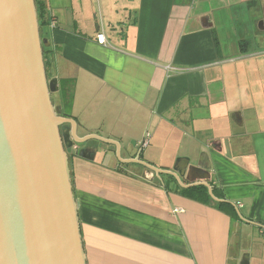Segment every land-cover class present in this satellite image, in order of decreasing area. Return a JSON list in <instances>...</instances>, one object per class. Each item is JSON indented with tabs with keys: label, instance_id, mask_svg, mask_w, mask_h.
Segmentation results:
<instances>
[{
	"label": "crops",
	"instance_id": "obj_1",
	"mask_svg": "<svg viewBox=\"0 0 264 264\" xmlns=\"http://www.w3.org/2000/svg\"><path fill=\"white\" fill-rule=\"evenodd\" d=\"M43 1L85 264H264V0Z\"/></svg>",
	"mask_w": 264,
	"mask_h": 264
},
{
	"label": "water",
	"instance_id": "obj_2",
	"mask_svg": "<svg viewBox=\"0 0 264 264\" xmlns=\"http://www.w3.org/2000/svg\"><path fill=\"white\" fill-rule=\"evenodd\" d=\"M43 46L35 0H0V264H85L66 151L73 142L112 143L119 161L157 175L136 159L140 148L121 159L118 142L75 134L74 120L53 104L56 79L48 78ZM66 123L71 134L61 131ZM181 184H205L218 200L207 183Z\"/></svg>",
	"mask_w": 264,
	"mask_h": 264
},
{
	"label": "trees",
	"instance_id": "obj_3",
	"mask_svg": "<svg viewBox=\"0 0 264 264\" xmlns=\"http://www.w3.org/2000/svg\"><path fill=\"white\" fill-rule=\"evenodd\" d=\"M35 5H36V10H37V17H38V23H39V28L43 26L46 20V6L43 0H35ZM47 51V47L43 46V57L45 58V53ZM45 66L47 67V62L44 59ZM61 129H66L68 128L67 124H63L60 126ZM181 194H186L192 197H196L205 201H209L210 197L207 193V189L203 185H194L188 188H180L179 189ZM213 194L215 196L219 197V192L215 188L212 189Z\"/></svg>",
	"mask_w": 264,
	"mask_h": 264
},
{
	"label": "rangeland",
	"instance_id": "obj_4",
	"mask_svg": "<svg viewBox=\"0 0 264 264\" xmlns=\"http://www.w3.org/2000/svg\"><path fill=\"white\" fill-rule=\"evenodd\" d=\"M40 34H41V37H45V30H44V27L43 26L40 27ZM52 101H53V104H55L56 99H55L54 96L52 97ZM92 143H95V146H99L100 145V141L99 140H93ZM246 235L247 236H249V235L250 236H253L254 238L257 237V236H259L257 233L251 232V230H249ZM259 238H261V235H260Z\"/></svg>",
	"mask_w": 264,
	"mask_h": 264
},
{
	"label": "built area",
	"instance_id": "obj_5",
	"mask_svg": "<svg viewBox=\"0 0 264 264\" xmlns=\"http://www.w3.org/2000/svg\"><path fill=\"white\" fill-rule=\"evenodd\" d=\"M46 17L49 18V24H50L51 26H53V25H54V21H53L52 19H50V16H49V14H47V11H46ZM99 37H100V41L102 42L104 38L102 37L101 34L99 35ZM147 142H148V140H147V137H146V138L141 142V146H142V147L146 146ZM71 146H72L73 148H76V147H77L76 144H72ZM263 234H264V231H263Z\"/></svg>",
	"mask_w": 264,
	"mask_h": 264
},
{
	"label": "flooded vegetation",
	"instance_id": "obj_6",
	"mask_svg": "<svg viewBox=\"0 0 264 264\" xmlns=\"http://www.w3.org/2000/svg\"><path fill=\"white\" fill-rule=\"evenodd\" d=\"M62 130H65V129H61V131ZM92 146H93L92 141H86V143H84V145L82 147H88V149H90V147H92ZM69 148H66V151L69 150ZM86 154H90V150H87Z\"/></svg>",
	"mask_w": 264,
	"mask_h": 264
}]
</instances>
